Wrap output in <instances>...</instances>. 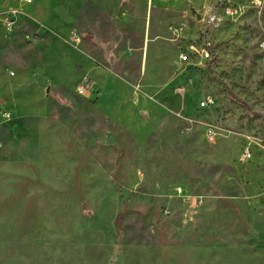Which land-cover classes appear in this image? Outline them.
Listing matches in <instances>:
<instances>
[{"label": "rangeland", "instance_id": "rangeland-1", "mask_svg": "<svg viewBox=\"0 0 264 264\" xmlns=\"http://www.w3.org/2000/svg\"><path fill=\"white\" fill-rule=\"evenodd\" d=\"M13 1L57 36L0 20V264H264V0ZM113 27L116 98L78 94Z\"/></svg>", "mask_w": 264, "mask_h": 264}, {"label": "crops", "instance_id": "crops-1", "mask_svg": "<svg viewBox=\"0 0 264 264\" xmlns=\"http://www.w3.org/2000/svg\"><path fill=\"white\" fill-rule=\"evenodd\" d=\"M22 2H25V0H22ZM19 6L20 2L16 3L15 1H13L11 6L4 7L3 9L0 7V20L3 25V34L5 38H7L4 46H6V44H8L9 41L13 40V38L16 36L18 25L20 26V35L25 29L32 28L34 30L32 32H27L26 34L23 33L22 36H20V38L22 37L21 39L24 38V40L29 42H33L38 39H45L47 37L57 36V32L50 27L48 19H45L42 16L35 17L33 15H24L20 12ZM111 7L114 9L115 7H117V4H114ZM20 18H27L28 22L23 23L24 25L21 26L20 23L22 22H20ZM84 21L86 20L84 19ZM84 21L82 25L83 30L89 29V27L87 26L88 24ZM86 32L88 35L90 34L88 31ZM111 32L113 33V35L110 44L106 42L107 39L105 38V36L98 37L99 30H97L95 34L89 35L93 37L95 41L94 43L85 41L84 47H82L84 56L82 60H80L81 69L85 71L82 73V76L87 74L91 78L94 77L96 78V81L98 83H100L101 85L103 84L105 88H108V91L106 92V100L109 102H112V100L116 98L117 95L114 89L115 78H110L109 74L112 75V73L108 69L111 63H113L114 57L116 55V50H114L112 47H114V44L117 43L114 33V27L112 28ZM94 45L96 46V48H94ZM94 93L96 94L97 90L94 89ZM15 118L16 119L14 120V122H9L10 119L7 121L9 123L7 125L8 129H11L14 134H18V131L20 129L19 133L29 137L34 146L35 140L40 139V135L42 134L44 128L35 120V118L31 114H23Z\"/></svg>", "mask_w": 264, "mask_h": 264}, {"label": "built area", "instance_id": "built-area-1", "mask_svg": "<svg viewBox=\"0 0 264 264\" xmlns=\"http://www.w3.org/2000/svg\"><path fill=\"white\" fill-rule=\"evenodd\" d=\"M25 1L31 2V0H25ZM223 12L232 16L238 12V9L234 8L233 6H228V7H225V9H223ZM220 19H221V15L212 9L209 11L207 15L206 23L212 25L213 23L219 21ZM208 39L209 37L202 38V45L200 47V51H198L196 47H194L193 44L190 45L192 49L191 51H193V53L194 51L197 52L199 54V57H201L203 61H209L211 59V51H210L211 42H209ZM186 58H187L186 54L181 55L182 60H185ZM93 87L94 86L91 82V79L87 75H83L78 86L76 87V91L78 94L86 96L94 92ZM213 103H214L213 97L211 95H206L199 101V107H202V108L209 107ZM208 130H209L208 133L211 134L212 130L211 129H208ZM246 153H249V152L246 151Z\"/></svg>", "mask_w": 264, "mask_h": 264}]
</instances>
